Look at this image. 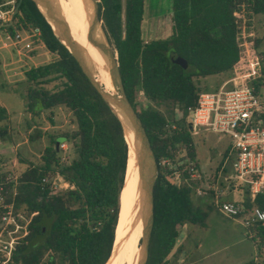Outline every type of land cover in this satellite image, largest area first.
<instances>
[{
    "label": "trees",
    "instance_id": "16d2710c",
    "mask_svg": "<svg viewBox=\"0 0 264 264\" xmlns=\"http://www.w3.org/2000/svg\"><path fill=\"white\" fill-rule=\"evenodd\" d=\"M97 1L99 20L117 55L126 97L141 120L157 164L147 264H169L167 258L175 248L179 228L187 224L204 227L211 210L204 211L193 202L194 193L188 185L175 186L166 180L174 172L171 166L195 159L185 122L187 109L196 105L201 93L210 92L203 91L196 80L230 76L239 59L234 13L243 12L248 18L264 15V0H171L169 34L150 42L143 39L147 0ZM16 18L39 28L46 50L56 56L53 62L25 72L27 112L39 116L63 107L71 113L77 129L50 137L42 166L28 164L16 187L0 174L5 204H13L14 215L23 209L28 221L27 235L18 240L5 264H106L115 241L127 161L121 123L34 1L22 0ZM174 56L185 64H175ZM57 81L59 85L52 89L45 87ZM137 93H143L152 105L138 111ZM7 115L0 104V122ZM9 138V131L0 127V143ZM61 142L75 148L76 158L68 166L58 157ZM181 174L183 179L188 177L186 171ZM55 175L70 188L52 195L42 180ZM14 187V198L8 197V190ZM245 205L264 210V194L253 203L247 197ZM258 236L264 244V227L258 229ZM5 261L6 256L0 253V264Z\"/></svg>",
    "mask_w": 264,
    "mask_h": 264
},
{
    "label": "rangeland",
    "instance_id": "374dc122",
    "mask_svg": "<svg viewBox=\"0 0 264 264\" xmlns=\"http://www.w3.org/2000/svg\"><path fill=\"white\" fill-rule=\"evenodd\" d=\"M57 1L60 3L64 16L70 23L72 29L80 33V27L76 24V21H74L75 18L73 14L76 12L70 7L72 2L70 3L67 0ZM94 3H96L95 5L98 14V1L94 0ZM170 5L171 0L146 1L143 22V39L145 42L162 39L169 34L170 21L168 13L170 11ZM240 14L243 15L242 13ZM243 16L244 18L239 20V30H244L246 37L247 35H250V38L247 39L248 42H254L256 51L264 58V15H252L251 18H248L245 14ZM95 23L97 25L95 38L97 39V42L102 45L101 47L107 55L109 54L107 51V44H109L114 58L108 56L111 57L112 62L115 63L117 56L116 53L114 54L112 46L105 35L102 24L103 22L99 20V22ZM5 33L6 32L0 30V104L7 109L8 115L6 120L0 122V127L6 128L9 131L10 138L8 142L0 143V174L5 177V181H13L16 187L18 185V179L22 173L26 171L28 164L42 166V156L44 155L45 148L51 143L50 137L57 138L66 133H72L77 127L74 124L71 113L63 107L44 111L39 116H34L27 112L24 98V91L27 87L25 83V72L33 67L53 62L56 59V56L49 53L46 48H39L30 54L28 53L26 57L22 56L21 58H18L15 51L10 46H7V42L4 40ZM256 41L259 42L256 43ZM229 77L228 75L218 76L207 79H198L196 81L203 91L211 92L220 87ZM59 83L60 82L57 81L45 87L52 89L53 86L59 85ZM136 105L138 111H141L152 104L145 98L143 93H137ZM176 118H179L178 113L176 114ZM35 130L38 131L32 140L31 136H34ZM190 137L192 138L194 145V161L184 159L170 168L175 171L176 169H179V167H183L180 171H186V174H188L196 163L200 173L204 175L203 178L199 180V186L207 189L209 178L217 173L218 169L224 162L226 151L229 148L230 138L211 132H203L197 136H192L190 134ZM62 145H65V147L61 148ZM59 147V149H61L58 156L60 158V163L66 166L70 165L72 160L76 158L75 148L72 143L61 142ZM181 157H185V154H182ZM149 159L152 162L150 156ZM58 180L61 181V188L57 187L53 191L56 193L67 191L68 189L64 187V184L66 183L59 175L52 177L53 182H58ZM173 180L176 185H179L180 182L176 181V177H174ZM181 184L182 182L180 185ZM127 185L128 184H126V190L123 187L120 193L117 226L120 220L121 209L127 200ZM15 187L8 190V197L16 194ZM240 194L247 197L244 191H240ZM192 200L197 206H200L202 210L207 211L210 208L212 210L208 213L204 227L193 226L192 224L185 225L187 229L189 228V236L188 233H186L183 237L189 243L192 250L186 254L185 251L187 248L185 249V247L187 246V242L181 241V235V239L178 237L179 241L176 243L174 250L167 258L168 263H250L252 261V258L250 259V257L253 254L254 245L248 238L247 232L242 225L235 220L226 218L213 209L209 197L199 199L193 196ZM17 213L18 214L15 215L17 219L26 223L25 211L20 209ZM1 223L0 220V245L5 242H10L11 239H15V237L17 238V236H19L20 228L16 227L14 231H10L5 222ZM138 250L139 247L133 254V259L129 260H133V264Z\"/></svg>",
    "mask_w": 264,
    "mask_h": 264
},
{
    "label": "built area",
    "instance_id": "2783aa9c",
    "mask_svg": "<svg viewBox=\"0 0 264 264\" xmlns=\"http://www.w3.org/2000/svg\"><path fill=\"white\" fill-rule=\"evenodd\" d=\"M16 8L17 0H0V30L6 32L4 40L7 46L21 58L43 48L44 44L39 28L19 22L16 18L19 9L16 12ZM240 13L244 15L243 12L234 13L238 29L239 20L244 18ZM248 38L250 35L246 37L245 31L239 30L236 37L239 59L230 77L216 91L201 93L196 105L187 109L186 125L192 136L211 132L230 138L223 164L209 178L207 189L199 186L204 175L195 165L187 178L183 179L181 171L176 169L166 176V180L175 186L188 185L197 198L209 197L215 210L241 224L254 245L251 264H264V244L258 236V229L264 227V210L255 205L248 208L242 201L226 199L230 193L244 191L253 203L258 195L264 194V58ZM64 147L62 145L61 148ZM167 162L163 161V165H169ZM174 177L182 184L176 185ZM42 183L50 186L52 195L58 194L53 190L61 188L60 180L53 182L52 178H44ZM65 183L64 187L69 189L70 185ZM2 190L0 187V220L10 231L20 228L17 238L0 245V253L6 256L2 263L5 264L18 240L27 235L28 221L22 224L17 219L13 214V204H5ZM12 196L14 198L15 195Z\"/></svg>",
    "mask_w": 264,
    "mask_h": 264
},
{
    "label": "water",
    "instance_id": "95a60500",
    "mask_svg": "<svg viewBox=\"0 0 264 264\" xmlns=\"http://www.w3.org/2000/svg\"><path fill=\"white\" fill-rule=\"evenodd\" d=\"M21 1L22 0H19L17 3L16 12L19 9ZM32 1H34L37 8L42 13L41 9L39 8L37 0H32ZM95 4L96 3H94V0H91L92 8L95 11V20L96 22H99V16L97 14V9H96L97 7ZM47 5L49 8L48 13L54 18L57 32L54 30L52 24L47 20V18L44 16L43 13L42 15L45 17L46 21L51 26L54 35L58 38L60 43L68 49L70 54L78 63L83 74L89 79L90 83L99 92L105 103L109 106L111 111L115 114V116L119 119L121 123L123 137L127 147V161H126L125 175L130 157L133 159L134 166L138 171V189L140 194L139 214L142 222V236L139 246L137 264H147L148 256H149L151 231L154 220V185L157 177V164L153 152L150 148L141 120L138 117L135 110L133 109L132 105L130 104L128 98L126 97L121 82V78L118 72V65L116 62L117 57L115 63L112 62L110 66L111 83L115 93L112 94L111 96L112 98L107 99V97L105 96L102 90L105 88L99 81L98 72L96 71V67L94 63L86 55L85 51L73 39L70 29L65 19L63 18L61 11L58 9V6L55 3H53V1L51 0H47ZM107 51L109 53L108 54L109 56L114 57L109 44H107ZM173 62L177 65L185 64L183 59L177 56H174ZM37 131L38 130L34 131V137L36 136ZM143 138L146 139L150 151L152 153V159H153L152 162L156 167V171L154 175L152 173L153 172L152 165L149 163V161L147 163H143V160L140 156L139 151L143 142ZM125 175H124V180H125ZM123 186H124V182H123Z\"/></svg>",
    "mask_w": 264,
    "mask_h": 264
},
{
    "label": "bare ground",
    "instance_id": "6f19581e",
    "mask_svg": "<svg viewBox=\"0 0 264 264\" xmlns=\"http://www.w3.org/2000/svg\"><path fill=\"white\" fill-rule=\"evenodd\" d=\"M67 1L70 3L72 2L70 7L76 12L75 14H73L75 18L74 21H76V24L80 27V33L72 29L70 23L64 16L60 3L57 0H53V3H55L58 6V9L61 11L62 16L65 19L75 42L85 51L86 55L94 63L96 71L98 72L99 81L106 89H102L103 93L105 94L107 99H110L112 98V94L115 93L110 77V66L112 64V60L105 53V51L101 47L102 45L97 42V39L95 38L97 25L95 23V11L92 8L91 0ZM37 2L42 13L52 24L54 30L57 32L54 18L48 13L49 8L47 5V0H37ZM139 152L143 163H147L149 161V163L152 165V173L154 175L156 168L154 163L152 164L149 159L150 156L151 160L153 161L152 153L145 138H143V142ZM126 184H128L127 200L121 209L120 220L115 232V243L112 255L108 260L109 263L107 262L108 264H133V260H129L133 259L132 256L139 247L140 239L142 236V222L139 214L140 194L138 189V171L135 168L134 161L131 157L129 159L125 175L123 186L124 189L126 188ZM138 253L139 250L135 256L134 264H137L138 262Z\"/></svg>",
    "mask_w": 264,
    "mask_h": 264
},
{
    "label": "crops",
    "instance_id": "0c3cea01",
    "mask_svg": "<svg viewBox=\"0 0 264 264\" xmlns=\"http://www.w3.org/2000/svg\"><path fill=\"white\" fill-rule=\"evenodd\" d=\"M43 48H45V46L43 47ZM3 106V105H2ZM4 107V106H3ZM5 108V107H4ZM6 109V108H5ZM6 111H7V109H6ZM7 113H8V111H7ZM226 199L228 200V201H242V202H244V204H245V197L244 196H242L241 194H240V192L239 193H230L229 195H227L226 196ZM214 209V208H213ZM212 210V209H211ZM209 211L210 210H208V213H209ZM217 211V210H216ZM219 212V211H218ZM220 213V212H219ZM193 226H198V225H193ZM200 227V226H199ZM178 232H179V237H180V239H181V235H182V242H187L185 239H184V237H183V235L184 234H186V233H188V236H189V228L187 229L186 227H185V225L184 226H182V227H180L179 228V230H178ZM187 236V237H188ZM179 241V238L177 239V242ZM176 242V243H177ZM252 242V241H251ZM176 246V245H175ZM253 246V245H252ZM187 248V250L185 251L186 252V254H188L192 249H191V247L189 246V243L187 242V246L185 247V249ZM254 248H253V254H252V256L250 257V259L251 258H253V256H254ZM249 259V260H250ZM248 260V261H249ZM252 262V261H251ZM251 262L250 263H248V264H251ZM245 264H247V263H245Z\"/></svg>",
    "mask_w": 264,
    "mask_h": 264
}]
</instances>
